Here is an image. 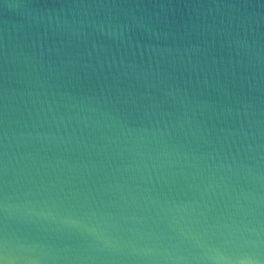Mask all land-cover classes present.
Wrapping results in <instances>:
<instances>
[{
    "label": "water",
    "instance_id": "95a60500",
    "mask_svg": "<svg viewBox=\"0 0 264 264\" xmlns=\"http://www.w3.org/2000/svg\"><path fill=\"white\" fill-rule=\"evenodd\" d=\"M0 264H264V0H0Z\"/></svg>",
    "mask_w": 264,
    "mask_h": 264
}]
</instances>
